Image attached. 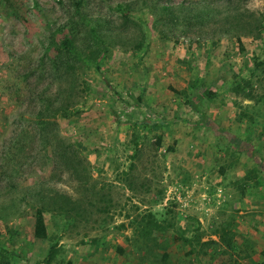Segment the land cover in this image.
Instances as JSON below:
<instances>
[{
    "label": "rangeland",
    "instance_id": "obj_1",
    "mask_svg": "<svg viewBox=\"0 0 264 264\" xmlns=\"http://www.w3.org/2000/svg\"><path fill=\"white\" fill-rule=\"evenodd\" d=\"M52 243L50 264L264 260V0H0V258Z\"/></svg>",
    "mask_w": 264,
    "mask_h": 264
},
{
    "label": "trees",
    "instance_id": "obj_2",
    "mask_svg": "<svg viewBox=\"0 0 264 264\" xmlns=\"http://www.w3.org/2000/svg\"><path fill=\"white\" fill-rule=\"evenodd\" d=\"M118 7H121V4L117 5ZM43 210L44 208L39 207L36 208L33 214L32 223H31V235L35 239L39 240H46L48 239V231L45 224L44 216H43ZM12 254V251L7 250L5 254ZM57 249L55 247V244L52 243L47 251V255L45 257V264H50L51 261H53L56 257ZM6 257V256H3ZM0 264H11L10 261L6 258H0ZM255 264H264V260L256 262Z\"/></svg>",
    "mask_w": 264,
    "mask_h": 264
}]
</instances>
